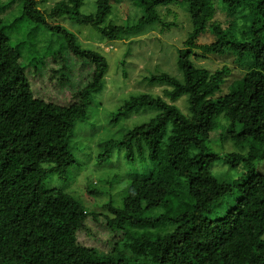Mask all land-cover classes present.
I'll return each instance as SVG.
<instances>
[{
	"label": "trees",
	"instance_id": "obj_1",
	"mask_svg": "<svg viewBox=\"0 0 264 264\" xmlns=\"http://www.w3.org/2000/svg\"><path fill=\"white\" fill-rule=\"evenodd\" d=\"M85 1L0 0V13L19 10L0 18V264H264V0H131L137 15L124 24L108 19L119 0H95L91 13ZM177 1L193 27L177 50L183 77L146 76L163 94H131L109 124L147 108L155 115L104 136L89 156L99 171L121 160L115 166L146 172L93 179L72 142L109 63L64 21L125 40L164 30L162 8ZM210 56L224 64L198 63ZM183 96L186 112L176 104ZM86 132L92 148L97 131ZM212 141L232 148L221 153ZM218 161L240 174H216ZM82 172L87 191L107 200L88 207L69 190Z\"/></svg>",
	"mask_w": 264,
	"mask_h": 264
},
{
	"label": "rangeland",
	"instance_id": "obj_2",
	"mask_svg": "<svg viewBox=\"0 0 264 264\" xmlns=\"http://www.w3.org/2000/svg\"><path fill=\"white\" fill-rule=\"evenodd\" d=\"M50 3L45 4V8H48ZM169 8V7H168ZM162 8V17L164 22L167 24L163 25L164 30H161L162 26H159L158 29L149 31L140 36H134L125 40H114V41H102L99 39L100 34L92 29L90 26L78 25L73 21H64L65 24L74 31L82 44L86 47L96 48L101 50L109 63L108 70L105 75V79L102 84V88L95 92L92 103L89 106V114L91 118L89 122H80L76 128V134L73 139V145L75 151L78 154V158L84 162L85 175H90L93 179H102L106 175L111 176L117 170L119 176L129 177L128 171L136 169L145 173L142 169L141 164L135 165V168L127 167L126 164L123 166H115L120 163L121 160L113 161V167L108 164L104 167H101V171L94 168L95 163L91 164L89 157L95 150H97L96 143L100 142L104 136L115 135L119 132H123L128 127H134L136 124H140L144 121H147L152 116L155 115V111L147 108L146 110L142 109L137 114H132L129 118L122 120L117 126L112 127L109 124L111 116L116 111L117 107L123 102L125 98L130 97L131 94H138L142 92H150L152 94H163L164 86L158 84H149L150 82L145 79L146 76H149L152 73L162 74L168 73L182 78L183 74L178 68L177 58H178V48L183 46L184 41L187 39L188 35L193 30L191 18L188 11L180 6V3L177 1L170 6V9ZM96 9L95 0H86L82 11L84 13L94 12ZM18 5L8 7L7 9L1 11L0 18L11 19L15 14L18 13ZM137 15V9L132 4L131 0H119L114 3L113 14L109 16L108 19L114 21L116 24H124L126 20ZM219 17L222 20H227L228 16L219 12ZM238 22V19H235ZM38 36H44L43 32L38 33ZM96 37V38H95ZM46 38V37H45ZM212 37L208 34L199 38V43L210 42ZM41 46V45H40ZM43 48V47H42ZM25 63H29L27 60ZM199 64L206 66L211 70H215L217 67H220L221 64H224L217 59L215 56H210L206 59L198 61ZM234 68L237 67L236 64H232ZM238 68V67H237ZM240 70V69H239ZM236 69L235 74L239 72ZM35 72V69L31 73ZM187 96L181 97L176 104L183 111L187 110ZM113 112V113H112ZM121 128V131L119 130ZM87 131L90 133L93 130L97 131L94 134L92 141L93 147L87 148L89 144L87 143ZM88 132L89 135H91ZM110 134H106V133ZM170 134L171 132L168 131ZM106 134V135H105ZM93 136V135H92ZM211 145L216 148L219 152L230 151L232 145L229 141L226 143H220L218 141H212ZM87 148L85 150L86 154L81 152L82 148ZM93 151V152H92ZM125 163V162H124ZM99 168V167H98ZM240 168H230V166L223 161H218L214 166V172L216 174L223 173V175L238 176L240 174ZM258 171L264 173V161L258 165ZM80 175L76 183L71 184L70 189L72 190L75 196L79 199H83L85 204L90 207L95 203H103L107 200L105 195H94L90 194L87 191V184L85 177ZM123 174V175H122ZM167 177L170 175L168 171H165ZM55 178H51L46 181L47 185H50L51 181ZM57 180V179H56ZM53 182V181H52ZM56 182H54L55 184ZM126 183V182H125ZM68 189V182L57 180V187H65ZM107 188H109L108 183H104ZM123 180L120 177L117 182L114 183V187L111 190V193H114V199L117 204H121L123 200L124 192ZM71 192V191H70ZM71 192V193H72ZM77 197V198H78Z\"/></svg>",
	"mask_w": 264,
	"mask_h": 264
}]
</instances>
